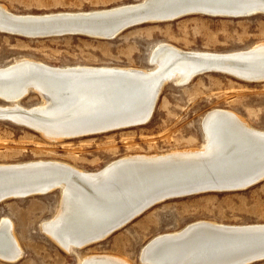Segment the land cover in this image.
Returning <instances> with one entry per match:
<instances>
[{"label": "bare ground", "instance_id": "1", "mask_svg": "<svg viewBox=\"0 0 264 264\" xmlns=\"http://www.w3.org/2000/svg\"><path fill=\"white\" fill-rule=\"evenodd\" d=\"M115 11L129 15L152 12L151 19L156 14H165L158 17L166 21L152 19L147 24L171 22L189 15L242 18L264 15V0H141L88 12L39 15L14 14L0 5V20H29L39 24L45 21L56 25ZM127 16L121 13L83 22L109 27ZM0 32L26 39L45 38L29 35L36 31L1 21ZM217 60L228 62L220 67L222 72L202 74L221 73L248 83L264 82V44L233 53H212L186 51L160 42L149 57L151 69L52 67L20 58L0 66V100L11 103L0 105V121H11L59 142L121 130L109 127L113 122L134 121L142 126L151 120L166 83L187 84L202 64ZM31 92L38 94L40 103L31 108L21 107L18 101ZM201 130L204 145L199 149L150 157L125 156L96 172L53 160L0 164V203L45 195L57 189L60 213L43 222L41 228L67 254H75L77 249L110 236L106 230L115 228L116 232L165 201L222 192L216 187H229L221 189L227 192L242 191L264 180V131L251 127L225 109L208 111L201 120ZM209 186L216 191H204ZM152 203L155 204L138 215ZM186 228L149 241L150 245L146 244L147 248L141 251L144 253L141 262L143 259V264H151L152 260H155L152 264H238L264 255V225L196 222ZM101 232L104 233L99 235ZM21 255L12 222L0 219V260L15 263ZM78 264L128 263L118 257L84 256L78 258Z\"/></svg>", "mask_w": 264, "mask_h": 264}, {"label": "rangeland", "instance_id": "2", "mask_svg": "<svg viewBox=\"0 0 264 264\" xmlns=\"http://www.w3.org/2000/svg\"><path fill=\"white\" fill-rule=\"evenodd\" d=\"M139 1L0 0V5L14 14L39 15L88 12ZM160 42L186 51L245 50L264 44V15H189L132 27L111 40L75 35L26 39L0 32V66L27 58L52 67L151 69L149 57ZM39 103L40 97L34 92L18 102L24 108ZM9 104L0 100V105ZM213 109L233 112L251 127L264 131V82L248 83L221 73L202 74L183 85L169 82L163 86L147 124L60 142L11 121H0V164L53 160L96 172L125 156L150 157L199 149L204 145L201 120ZM59 209L58 190L1 202L0 219L12 222L22 255L15 263L0 260V264H78V258L84 256L118 257L128 264H143V247L147 248L149 241L196 222L264 225V180L242 191L208 192L165 201L107 238L77 249L75 254H67L41 228L43 222L60 213ZM253 264H264V260Z\"/></svg>", "mask_w": 264, "mask_h": 264}, {"label": "water", "instance_id": "3", "mask_svg": "<svg viewBox=\"0 0 264 264\" xmlns=\"http://www.w3.org/2000/svg\"><path fill=\"white\" fill-rule=\"evenodd\" d=\"M94 13H101V12H94ZM124 14L127 16L128 12H122V11H115V12H108L102 15H92L89 17H78L75 21L73 22H69L68 24H62V22L60 23H56V25L53 24H45V21H42V23H33L29 20H23V21H13V20H8V19H1L0 21L2 23H9L12 25H17L23 29L29 30L31 31H36L34 33H31L29 35H35V36H44L45 38L48 37H52V36H66V35H75V36H103V39H110L113 38L117 35H119L120 33H122L123 31H125L126 29H130L132 27H136L138 25H142V24H147L149 22H152L150 20L152 19H162L160 21H155V22H163L166 20H163L164 17H158V16H164L165 14H156L157 17L156 18H149L153 13L152 12H139V13H131L130 15L128 14V16L126 18H124L123 20H121L118 23H114L113 25L109 26V27H104L102 25H94V24H87L85 22H83V20H92L95 18H106V17H111V16H115L116 14ZM134 14V15H133ZM138 14V15H135ZM155 14V13H154ZM39 24V25H38ZM107 29V30H106ZM106 31V32H104ZM101 38V37H100ZM228 64V62L226 61H220L217 60V62L215 61H208L205 64H202L201 68L199 70H196L194 72L193 77L197 76L198 74H202L205 72H210V71H216V72H222L219 70H223V68L220 67H225V65ZM211 65V66H209ZM19 102V101H18ZM129 122V121H128ZM113 122V124H109V127H112V129H122L125 127H130V126H139L142 123L139 122ZM253 181V180H251ZM249 181V182H251ZM248 182V183H249ZM251 185V184H250ZM59 189V188H58ZM214 189L213 187H206V190L204 191H216V190H212ZM216 189H219L220 191H224L221 189H229V187H216ZM57 190V189H56ZM189 194V193H187ZM186 195V194H185ZM153 204H148L149 206L144 208L141 212L138 213V215H140L141 213H143L144 211H146L149 207L153 206ZM134 218V217H133ZM188 228H186L183 232H186ZM115 228L113 230H106L109 233H107L108 235L112 234L113 232H115ZM250 230H256V229H248V231ZM259 230V229H258ZM104 232H101L99 235H102ZM107 235V236H108ZM98 236H96V240H98ZM202 242L204 243V241L202 240ZM264 260V255L261 256H256V257H252L249 258L247 260H245L244 262H240L238 264H253L255 262L258 261H262Z\"/></svg>", "mask_w": 264, "mask_h": 264}]
</instances>
